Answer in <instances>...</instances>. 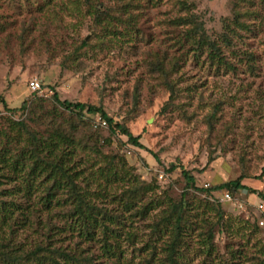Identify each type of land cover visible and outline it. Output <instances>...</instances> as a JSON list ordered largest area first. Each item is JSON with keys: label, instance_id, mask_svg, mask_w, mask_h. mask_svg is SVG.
<instances>
[{"label": "rangeland", "instance_id": "obj_1", "mask_svg": "<svg viewBox=\"0 0 264 264\" xmlns=\"http://www.w3.org/2000/svg\"><path fill=\"white\" fill-rule=\"evenodd\" d=\"M181 2L203 22L223 64L198 48L190 27L174 23L186 17ZM55 93L61 101L103 108L144 148L113 134L99 114L68 112ZM0 95L7 104L0 102V155L19 159L30 136L22 124L38 138L57 129L73 134L74 171L89 177L90 202L107 214L97 216L105 228L79 237L58 209L40 204L51 185L43 176L28 194L32 161L21 159L25 169L17 174L0 164V245L12 240L25 252L50 245L95 264H143L153 252L160 258L168 252L172 228L158 225L170 201L185 193L198 216L182 237L183 264H264V236L253 227L255 207L264 201V0H0ZM111 161L118 169L112 184L91 182V173ZM171 166L177 168L170 172ZM181 166L195 188L186 187ZM241 176L246 189L229 192L231 200L225 191L196 190ZM133 179L152 190L129 209L124 202L132 199L123 190ZM3 204L14 205L8 224ZM214 204L224 212L223 225ZM210 230L212 255L202 247ZM0 264H6L1 256Z\"/></svg>", "mask_w": 264, "mask_h": 264}, {"label": "trees", "instance_id": "obj_2", "mask_svg": "<svg viewBox=\"0 0 264 264\" xmlns=\"http://www.w3.org/2000/svg\"><path fill=\"white\" fill-rule=\"evenodd\" d=\"M181 6L182 9L187 12L186 17L178 18L174 23H176L178 26L190 27L188 35L190 38L197 39L198 48L201 51H208V58L212 63L216 61L218 65L223 64L224 62L222 61L220 48L215 42L209 39L208 35L206 34L203 22L199 21L198 15L192 13L193 11L190 10V7L186 2H181ZM84 43L86 44V42ZM160 65L161 64L158 63L155 66L158 67ZM54 99L68 112L76 113L79 118H84V113L89 115L99 114L101 118L104 119V122L108 124L113 134L118 133L122 136H125L128 138V142L130 144L139 148H144V146L140 143V136H134L124 124L115 122L113 118H110L107 115L103 108L80 102L74 103L68 100L61 101L59 100L57 93L54 94ZM0 102L4 106L7 105L6 101L1 95ZM21 130L30 136L27 139V145L20 152L18 157L19 159L12 161L11 158H7L6 154H2L0 155V164L11 165L13 172L17 174L23 172V167L25 169V165L21 164L20 162L21 159L32 161V167L30 170L31 174L28 178V185L30 186L28 194L30 193V189L33 187L36 179L43 176L46 183H51V185L46 187L44 191L45 194L40 199V204L49 212L58 209L57 215L62 216L64 219L70 220V230L75 232L76 229L79 237L90 239V237L94 235V228L99 229V227L105 226L103 223L99 224V218H97V216L102 214L103 218H106L107 214L102 213L96 208L95 205L90 202L88 197V186L90 184L88 181L89 177L83 175L84 173L82 170L80 172L77 170L74 171L73 163L71 162L73 161L72 154L74 155L76 147H73L72 149L68 147V143L69 146L70 144H74V146L76 145L74 141V135L63 133L60 129H57L56 131L52 132L53 135H50V138H38V136L29 132V129L25 124L21 125ZM19 135L21 136L20 133ZM10 145V142H5L4 146L6 148L4 149L9 151L8 147ZM0 147H2L1 144ZM20 156L23 158H20ZM69 163L71 164L69 165ZM109 165L110 166H107L104 169L98 170L96 173H91V182H97L100 186H104V184L101 183V180H104L106 187L112 184V175L117 176L118 169L116 168V164L113 161H111ZM121 168H125V164H122ZM176 168V166H171L169 171H174ZM181 168L182 174L186 180V187L191 189L195 188V178L193 175L189 171L185 170V168L182 166ZM127 174L124 173L123 176H121L122 182L126 181V177H128ZM244 178V176H241L235 181L224 183L213 188H196V190L206 193L207 195H212L215 192L222 191H225V193L231 192L232 194H235L241 189H246V186L242 183ZM98 180H100V182H98ZM128 181L130 182L131 179ZM132 182V184L128 185V188L123 190V196L132 199V202H124L125 206H127L129 209L132 207V205L142 201L147 192L152 190L149 186L139 184L137 179H133ZM248 191L251 194L257 193L250 189H248ZM149 205L150 204L145 206L142 214L145 215V213L147 214L149 212ZM152 206L153 205L151 204V207ZM169 206V211L165 212V215L162 218V223L158 225V228L162 224H164L165 227L170 225L172 228L171 240L167 246L168 252L165 256H163V258L157 257V253L153 252L151 258L145 260L143 264H183L185 252L182 237L188 236L187 230L189 228L187 226L192 227L194 225L195 221L192 220V218L197 217L198 214H191V208L189 206L188 209V203L185 201V193L182 194L181 200L179 202L170 201ZM212 207L217 214L219 224L223 225L224 212L221 206L214 204ZM13 208L14 205L5 206L3 204V221L7 224L14 219ZM188 214L191 216H187ZM253 227L254 230H258L255 222ZM49 230L52 231L53 227H49ZM157 230L158 229H155V232ZM214 242L215 234L212 230H210L202 242V247L205 249V252L208 253V255H212L215 252ZM107 244L108 242L106 241V247ZM107 249L106 251L109 250ZM0 256L3 261L6 262V264H95L91 257L81 258L82 256H79L77 253L67 252L60 248L53 249L50 245H39L34 251L25 252L22 248L16 247L12 240L3 242L0 245ZM118 263H120V261H118Z\"/></svg>", "mask_w": 264, "mask_h": 264}, {"label": "built area", "instance_id": "obj_3", "mask_svg": "<svg viewBox=\"0 0 264 264\" xmlns=\"http://www.w3.org/2000/svg\"><path fill=\"white\" fill-rule=\"evenodd\" d=\"M30 87L32 90L37 91L40 89L41 84L37 82L36 80H34L30 83ZM105 124L106 123L104 122V125ZM224 197L226 200H231V196L229 193H225ZM255 209H256L255 224L258 230L264 236V201L259 202L256 205Z\"/></svg>", "mask_w": 264, "mask_h": 264}]
</instances>
